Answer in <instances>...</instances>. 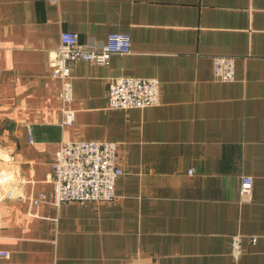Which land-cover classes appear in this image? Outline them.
Masks as SVG:
<instances>
[{
    "label": "crops",
    "instance_id": "0c3cea01",
    "mask_svg": "<svg viewBox=\"0 0 264 264\" xmlns=\"http://www.w3.org/2000/svg\"><path fill=\"white\" fill-rule=\"evenodd\" d=\"M65 30L132 40L71 63V125L50 64ZM218 54L234 80L215 77ZM121 75L158 78L161 102L109 108ZM81 139L119 143L113 202H53L55 154ZM0 154V264H264V0H0Z\"/></svg>",
    "mask_w": 264,
    "mask_h": 264
},
{
    "label": "built area",
    "instance_id": "2783aa9c",
    "mask_svg": "<svg viewBox=\"0 0 264 264\" xmlns=\"http://www.w3.org/2000/svg\"><path fill=\"white\" fill-rule=\"evenodd\" d=\"M58 2L60 0H51ZM132 51L131 36L126 33H111L105 41L82 42L75 31L65 30L51 57V76L61 81L60 98L62 101V124H73L76 113L72 106L74 90L71 63L77 59L88 60L95 64H108L113 54H128ZM214 75L222 81L236 78V60L230 55L214 56ZM161 82L156 77L121 75L111 77L108 84V107L128 110L145 108L161 102ZM30 142L34 134L28 127ZM51 181L54 185L52 200L55 204L64 202L103 203L117 198L116 183L124 173L119 161V143L111 140H64L60 143L52 161ZM10 185H19L23 178H7ZM1 180V178H0ZM244 185L253 183L252 176H243ZM1 182V181H0ZM1 193V191H0ZM4 193V192H3ZM11 193L10 190L7 192ZM0 194V199H1ZM47 199L40 193L33 199L39 203ZM231 252L239 258L244 252L243 236L231 237ZM255 240V238H253ZM0 252V256H8ZM126 264H158L128 262Z\"/></svg>",
    "mask_w": 264,
    "mask_h": 264
},
{
    "label": "bare ground",
    "instance_id": "6f19581e",
    "mask_svg": "<svg viewBox=\"0 0 264 264\" xmlns=\"http://www.w3.org/2000/svg\"><path fill=\"white\" fill-rule=\"evenodd\" d=\"M1 155V154H0Z\"/></svg>",
    "mask_w": 264,
    "mask_h": 264
}]
</instances>
